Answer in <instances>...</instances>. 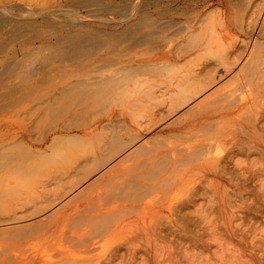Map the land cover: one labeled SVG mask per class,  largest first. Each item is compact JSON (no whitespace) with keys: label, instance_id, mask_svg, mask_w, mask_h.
Wrapping results in <instances>:
<instances>
[{"label":"bare ground","instance_id":"1","mask_svg":"<svg viewBox=\"0 0 264 264\" xmlns=\"http://www.w3.org/2000/svg\"><path fill=\"white\" fill-rule=\"evenodd\" d=\"M133 1L135 0H121L120 2L118 0H78L73 3V6L77 4L90 6L87 15H94L97 19L93 25L98 35L120 36L123 32L125 34L127 30H131L136 22L141 21L137 19L129 25L132 21L129 18L142 14V12L145 15L148 7L146 4L150 2V0L144 1V6L142 0L136 3ZM255 1L249 0L247 7L250 10L247 8V14L244 16L242 14L241 19L244 18L242 24L237 25V28H227L229 35H235L233 30L240 31L244 36L240 41L232 44L212 42L205 36V33L200 32L199 27L196 31L193 30L195 27H189L192 30L190 35L183 37L180 43L177 42L178 44L173 42L168 45V50L159 60H165L166 70L177 71L178 74L172 79L178 88L171 89L169 101L162 106H158L160 97L157 91L159 90L155 88V85L142 89L139 95L133 93L137 99L126 103L124 111H117L114 114L118 118V133H114L113 138L105 145L104 151L98 158L96 157V162L86 167L83 166L84 169L79 172L80 176L77 175L78 180L66 181L65 190L69 192L41 194L38 189L41 183L37 182L33 185L34 188H21L14 185L13 178H18L31 170L30 164H24L23 156V153L29 152V147H22L25 152L9 151L7 148L12 142H6L7 146L5 141L8 138L1 137L4 138L2 140L4 147L0 149V215H2L0 217V264H135L137 262L148 264L159 255L141 253L142 248L154 245L164 252L174 244L180 243L183 233L189 226L186 222V211L193 208L194 213H199L198 202L202 198H209V208H211L210 203L214 201V198L210 196L209 190L213 192L212 186L217 177L238 181V184L243 183V186H246V182L251 179L254 182L260 181L261 184L264 178V144H262V139H264V41H262L264 40V0L261 3H258L259 1L254 3ZM239 3H237L238 6ZM5 5L2 7L6 8ZM108 13L116 14L117 19L121 18V22L117 20L115 23L114 18L109 21L106 16ZM4 14L6 13L0 10V30L5 21ZM52 14L54 15L55 12L53 11ZM65 14L68 15L66 23H56L52 15L49 16L48 21H53L56 25L61 24L60 26L70 25L71 41L76 38L79 41L63 47L59 45L60 40L57 42L60 48L58 51L65 53L71 51L75 54L80 52L81 54L85 44L79 37H86L81 34L83 33L81 24L82 26L87 24L80 20L81 12L78 9ZM126 18L129 19L126 21L127 24L123 23ZM196 19L199 23L202 20L197 15ZM193 21L196 22L195 19ZM190 23L192 22H189V25ZM119 29L124 30L119 31ZM194 33L201 34V37L193 38ZM211 52L218 55L215 61L210 59L203 62L198 61L202 56L211 54ZM153 63L155 62L150 60L147 64H142L140 69L143 72H149L148 75L154 76L155 72V75L159 76L156 69L159 66L154 67ZM240 63L244 64L236 78L240 79L242 87L238 90L228 89L227 84L234 80L228 77ZM33 65L30 64V66ZM34 67V74H37L38 71L35 69L38 67L36 65ZM226 79L228 80L222 86H218ZM79 83L73 82L71 87L82 84ZM104 88L109 94L116 96H127L130 93L121 89ZM146 93L149 99L142 96ZM201 96L204 98L198 100ZM192 102L195 103L192 104L193 106L187 107L189 109L186 108L187 110L183 111L184 113L181 112V115L178 114L184 106ZM138 104L146 105L149 114L142 121L135 119L130 122L134 119L130 112L135 110ZM176 113L179 115L177 118L174 115ZM172 115L176 119L171 122L169 120L167 124V119ZM109 122L113 123L114 119H110ZM226 124L233 125L234 128L238 126L241 129L238 132L247 131L248 135L251 134L256 140L239 142L234 147L229 144L231 149L226 146L225 149L229 150L225 152L224 146L219 145L221 142L214 140L217 139L214 134L215 130ZM156 127L161 128L157 136L144 142L146 134ZM214 127L216 128L213 129ZM89 130L90 128L87 132ZM206 130L214 132L206 136L207 133L203 134ZM19 133L21 136V132ZM218 134L216 135L219 137ZM93 136H95L94 133ZM19 137L16 139L18 140ZM58 138L55 141L52 140L54 145L61 140ZM17 140L13 143H19ZM23 142L20 144L24 145ZM140 142L143 143L132 151L131 149ZM219 146H222L224 153L221 152L222 149ZM30 150L32 152L29 154L30 158H39L44 155L39 150L34 151L32 148ZM126 150L130 153L126 154L120 163L111 167L106 174L98 178L97 182L93 181L94 183L89 185L88 197L83 198L85 195H81L83 197L78 195L81 199L76 200L78 198L76 196L74 205L60 206L58 202L60 199ZM257 156L263 159L262 169L255 167L259 161V158H255ZM193 163L197 166H193ZM188 164L194 168L189 169ZM194 170L197 172L195 176L190 174ZM76 171L74 173H78ZM190 175L194 177L190 178ZM188 177L191 180L189 181L190 187L193 184L194 190L178 207L173 206L172 202L177 198L180 186L189 184L185 183ZM201 184L210 185L201 188ZM105 195L109 197L104 198ZM40 196L43 199H40ZM10 207L14 209L11 213ZM168 219H170L169 222ZM192 219L197 220V217ZM191 223L196 225L198 221H191ZM60 233L61 235L68 234L70 242L73 241L79 247L78 254L70 252L71 243L68 246L54 249L55 256L54 254L46 256L43 253L42 247L47 248L51 241L54 244L55 238L61 237ZM173 236L175 238L171 239ZM30 245L42 247L37 248L41 250H28Z\"/></svg>","mask_w":264,"mask_h":264},{"label":"rangeland","instance_id":"2","mask_svg":"<svg viewBox=\"0 0 264 264\" xmlns=\"http://www.w3.org/2000/svg\"><path fill=\"white\" fill-rule=\"evenodd\" d=\"M75 1L78 0H0V10L6 13L0 30V138H8L5 143L12 142L10 146L6 143L9 151L19 153L24 151L22 147H29V152L24 151L23 156L24 164H30L31 170L18 178H13V184L21 188H34L35 182L41 183L38 189L41 194L46 193L47 195L53 194L52 192H69L65 190L66 183L78 180L77 175L80 176L79 172L84 169L83 166L86 167V165L97 161L104 151L105 145L110 142L114 133L119 131L118 118L114 114L117 111H124L126 103L137 99L133 93L139 95V91L142 89L155 85V88L159 90V92L156 91L160 97L158 106L169 101L171 89L178 88L172 79L178 73L170 71V69L166 70L165 60L161 61L159 58L168 50L170 43H180L183 37L190 35L193 27H195L194 31L199 27L200 32L205 33V36L212 42L236 43L244 36L238 30H233L235 35H229L230 32L227 31V28H237V25L242 24L244 18H241L247 14L249 9L247 7L249 0H150L146 4L148 7L147 12L145 10V15L142 12L143 16H140L142 15L140 13L129 18L132 20L129 25L137 19L141 20L139 23L136 22L131 30H127L125 34L123 32L120 36L110 34L101 36L96 33L98 31L94 30L93 23L97 20L95 16L87 15L90 6L86 4L73 6ZM120 1L118 0V2ZM144 1L147 0H142L143 3ZM256 1L262 2V0ZM4 4H6V8L2 7ZM143 5L145 6V3ZM73 9H78L81 12L80 20L87 24L85 26L81 24L83 29L81 34L87 37H79L85 44L81 54L80 52L75 54L71 51L69 53L58 51L60 48H58L57 42L60 40L62 43L60 42L59 45L63 47L72 45L79 40L76 38L71 41L70 25L60 26L61 24L56 25L55 22L48 21L49 16L52 15L55 18L54 21H57L56 23H66L68 15L65 13L71 12ZM196 15L203 21L201 20L199 23ZM106 16L109 21L114 18L115 23L117 20L121 22V18L117 19L116 14L108 13ZM126 19L123 22L125 24L129 20ZM189 22L192 23L189 25ZM111 23L114 24L113 21ZM162 23L164 24L162 25ZM125 24L124 26H126ZM197 24L198 26H196ZM124 29H119V31ZM192 35L193 38L201 37V34L198 33ZM252 42L254 41L252 40ZM216 58L218 55L211 52V54L202 56L198 61L203 62L207 59L215 61ZM150 60L155 62L153 63L154 67L159 66L156 68L159 76L155 75V72L154 76L148 75L149 72H143L140 69L142 64H147ZM30 64L34 65L30 66ZM243 64L240 63L228 77L234 78L227 84L228 89L238 90L242 87L240 79L236 76ZM35 65L38 67L35 69L38 71L37 74H34L33 71ZM227 80L218 86H222ZM73 82L82 84L71 87ZM104 87L111 90H126V93H130L127 96H116L109 94L104 90ZM142 96L149 99L148 93L142 94ZM202 98L204 97L201 96L198 100ZM193 102L184 106V109L182 108L178 114L181 115L193 106L195 104ZM136 106L137 108L130 112L134 118L131 119L129 116L130 122L135 119L142 121L149 114L146 105L138 104ZM178 114H174L176 118L179 116ZM174 115L167 119V124L169 120L171 122L176 119ZM110 119H114V122L110 123ZM6 126L8 129H4ZM232 126L226 124L215 130L214 136L217 139L214 137V140L221 142L218 143L224 146L225 152L229 150L228 148L231 149L229 144L234 147L239 142L256 140L251 134L248 135L247 131L238 132L241 129L238 126L236 128ZM89 128L94 130H89L90 134L87 132ZM160 129L156 127L152 129V132H148L144 142L155 138ZM19 132H21V136ZM213 132L206 130L203 134L207 133L206 136H209ZM217 133L220 138L216 135ZM15 136L21 138L19 137L17 140ZM56 136L61 140L54 145L52 140L55 141ZM4 138L0 140V149L4 147L2 143ZM40 138H42L43 144L39 140ZM47 138L48 140H46ZM25 139L28 144L23 142ZM16 140L19 143H13ZM20 142H23L24 145ZM142 143H138L131 150L133 151ZM262 144H264V139H262ZM222 146L219 147L224 153ZM226 146H228V150L225 149ZM40 147L43 148L40 149ZM31 148L34 151L43 152L44 155L39 158H30ZM128 150L113 158L89 178L83 180L82 175L80 177L83 180L81 185L79 184L74 189L71 188V192L58 201L60 206L74 205L76 200L83 197L81 195H85L83 198L88 197L89 189L87 188L89 185L97 182L98 178L106 174L111 167L120 163L126 154L131 152ZM47 151L49 152L47 153ZM255 158H259L255 167L262 169L264 160L262 159V162L258 156ZM192 165L197 166L194 163ZM192 165L188 164V168L193 169ZM75 171L78 173H74ZM190 174L195 176L197 172L194 170ZM191 175L189 177L193 178L194 176ZM41 176L43 177L41 178ZM188 179L185 183L191 181ZM216 179V181L214 180L215 184L211 185L214 193L209 190L210 196L212 195L214 198V201L210 203L211 208H209V198H202L198 202L199 213H194L193 208L186 211V222L189 226L183 233L180 243L174 244L164 252L154 245L142 248L141 253L146 254L147 252L149 255L157 253L159 255L148 264H264V178L261 184L259 180V182H254L251 179L246 182V186H243V183L238 184V181L235 180L229 181L225 178L220 179V177ZM191 185L192 187H190V183L180 186L177 198L172 202L173 206L178 207L190 196L189 194L194 190L193 184ZM209 185L201 184L200 187L206 188ZM82 192L84 193L81 194ZM76 196L78 198L75 200ZM106 197L109 196L105 195L104 198ZM39 198L43 199L42 196ZM10 208L11 213L14 209ZM195 216L197 220L192 219ZM169 221L170 219H168ZM191 221H198V223L193 225ZM173 238L175 237H171V239ZM55 239L54 244L52 241L50 242L48 249L36 245H30L27 249L41 250L37 248L42 247L46 256L51 254L55 256L57 248L68 246L71 243L70 252L72 254L80 252L79 247L73 241L70 242L68 234ZM135 264L144 263L137 262Z\"/></svg>","mask_w":264,"mask_h":264}]
</instances>
